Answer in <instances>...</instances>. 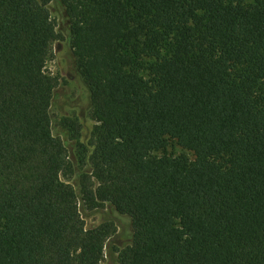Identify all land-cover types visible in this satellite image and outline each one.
Masks as SVG:
<instances>
[{
	"label": "trees",
	"instance_id": "1",
	"mask_svg": "<svg viewBox=\"0 0 264 264\" xmlns=\"http://www.w3.org/2000/svg\"><path fill=\"white\" fill-rule=\"evenodd\" d=\"M56 1L90 92L91 172L63 181L52 0H0V264H102L116 225L87 229L82 207L107 205L134 229L119 264H264V0Z\"/></svg>",
	"mask_w": 264,
	"mask_h": 264
},
{
	"label": "rangeland",
	"instance_id": "2",
	"mask_svg": "<svg viewBox=\"0 0 264 264\" xmlns=\"http://www.w3.org/2000/svg\"><path fill=\"white\" fill-rule=\"evenodd\" d=\"M247 1L254 2V0ZM49 8L52 19L65 38L54 45L53 56L46 68L48 74L59 80L51 109L53 132L64 141L71 161L75 165V175L63 178V181L78 189L79 176L91 172L89 162L95 150L93 133L96 122L89 89L78 72L73 57L64 9L56 0H52ZM63 119L77 122L80 126L79 132L61 126ZM168 154L174 156L186 154L191 160L195 159L193 153L183 150L174 142L169 147ZM158 155L161 156L163 153ZM82 216L87 229L96 228L105 222H113L116 225L117 232L107 244L106 258L102 264H119L120 252L133 244L134 229L131 219L108 205L94 212L82 207Z\"/></svg>",
	"mask_w": 264,
	"mask_h": 264
}]
</instances>
